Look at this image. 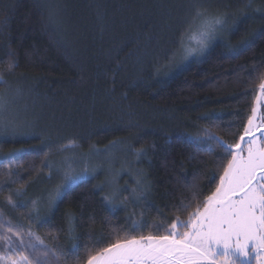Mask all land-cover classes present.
<instances>
[{"label": "trees", "instance_id": "obj_1", "mask_svg": "<svg viewBox=\"0 0 264 264\" xmlns=\"http://www.w3.org/2000/svg\"><path fill=\"white\" fill-rule=\"evenodd\" d=\"M263 80L264 0H0V264H86L134 224L186 221Z\"/></svg>", "mask_w": 264, "mask_h": 264}, {"label": "snow or ice", "instance_id": "obj_2", "mask_svg": "<svg viewBox=\"0 0 264 264\" xmlns=\"http://www.w3.org/2000/svg\"><path fill=\"white\" fill-rule=\"evenodd\" d=\"M211 30L209 26L202 32L198 42H206ZM259 90L256 106L252 107L238 141L229 144L216 140L225 153L218 164L222 173L219 183L203 200L199 199L202 193L193 192L192 200L198 201L194 211H189L192 202L180 206L178 211L187 214V220L176 216L162 225H151L146 234L134 224L130 232L123 236L118 234L104 246H96L86 264H251V259L264 261V116H260L259 124L256 122L260 107L264 106L261 103L264 82L260 83ZM205 135L215 139L207 132ZM20 242L24 243L22 239ZM23 260L31 264L28 257Z\"/></svg>", "mask_w": 264, "mask_h": 264}, {"label": "rangeland", "instance_id": "obj_3", "mask_svg": "<svg viewBox=\"0 0 264 264\" xmlns=\"http://www.w3.org/2000/svg\"><path fill=\"white\" fill-rule=\"evenodd\" d=\"M209 26H211V31L209 32L208 36H207V39H206V42H204L203 44L199 43L198 41L201 40V33L204 32ZM228 30V29H227ZM226 30V26L222 25V23L220 22H211L209 24H206L202 29H200V32L197 33L194 37H193V40L192 42H188V44L191 46V50H187L188 53L187 55L189 56H197V55H200L203 53L205 47L207 45H210V44H213L215 42L218 41V39L221 38L222 34L224 35V33L227 32ZM189 46V47H190ZM195 58V57H194ZM264 82V80L262 81ZM257 95H260V90H259V87H258V90H257V93H256V96ZM255 96V97H256ZM262 105H264V101L261 102ZM256 106V100L254 99L253 101V105L252 107ZM5 112V106L4 104H2V107L0 105V128L2 130H5L7 129L9 126L7 125V121H5V116H3L2 114ZM251 116V115H250ZM260 116H264V106H261L260 107V110H259V113H258V117H257V124H259L261 121H260ZM5 121V122H4ZM4 122V123H3ZM247 126V124H246ZM260 133L258 132L257 133V136H259ZM247 139V138H246ZM102 155V157L104 159H106L107 161L111 160V159H115V157L117 156V153L114 152V151H111V150H108V151H103L101 152L100 154H98L97 156L95 157H98ZM119 156V154H118ZM60 161L57 162V164H59ZM137 163H138V159H137ZM126 175L128 176V178L131 180L132 183H136L137 186H139V180H135L137 177H138V174L132 170H129L128 172H126ZM255 264V263H254ZM260 264H264V261Z\"/></svg>", "mask_w": 264, "mask_h": 264}, {"label": "flooded vegetation", "instance_id": "obj_4", "mask_svg": "<svg viewBox=\"0 0 264 264\" xmlns=\"http://www.w3.org/2000/svg\"><path fill=\"white\" fill-rule=\"evenodd\" d=\"M241 259L242 260H247L248 258H245V257H241ZM260 264L261 263V261H259V260H256V259H251V264ZM262 263H263V261H262Z\"/></svg>", "mask_w": 264, "mask_h": 264}]
</instances>
